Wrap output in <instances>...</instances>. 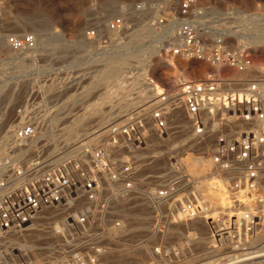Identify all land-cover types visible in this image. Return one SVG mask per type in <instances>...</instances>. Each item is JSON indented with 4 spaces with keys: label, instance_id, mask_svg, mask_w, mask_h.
Returning <instances> with one entry per match:
<instances>
[{
    "label": "built area",
    "instance_id": "1",
    "mask_svg": "<svg viewBox=\"0 0 264 264\" xmlns=\"http://www.w3.org/2000/svg\"><path fill=\"white\" fill-rule=\"evenodd\" d=\"M85 1L92 12L105 1L115 8L84 29L85 43L110 55L140 41L124 73L141 71L150 97L95 142L61 152L28 144L32 121L56 113L39 101L17 110L11 153L0 157V264H103L131 233L129 245L145 256L136 264H264V65L253 64L246 44L257 33L247 24L262 18L204 0ZM214 13H222L218 26ZM0 40V60L39 48L31 31L0 29ZM151 49L209 67L160 80L148 70ZM197 159L207 164L201 173L191 168ZM204 217L209 239L197 251V228L187 222Z\"/></svg>",
    "mask_w": 264,
    "mask_h": 264
},
{
    "label": "rangeland",
    "instance_id": "2",
    "mask_svg": "<svg viewBox=\"0 0 264 264\" xmlns=\"http://www.w3.org/2000/svg\"><path fill=\"white\" fill-rule=\"evenodd\" d=\"M125 1L129 3L133 0ZM216 1L204 0L203 4L217 11L254 13L263 19L247 24L249 33L257 32L248 41H254L256 37L264 35V0ZM100 8L101 6L92 12L85 0H8L6 6L0 8V29L32 32L31 28L24 24V21L29 20L41 34L36 53L19 54L5 51L0 60V145L2 146L0 157L11 153L7 151L12 129L22 121L19 120L17 110L22 109L30 101H39L42 110L56 113L57 116L64 115L66 118L63 121L73 122L78 120L79 116L92 115L95 111L108 116L123 113L120 110L130 108L135 101L148 93V89L140 82L141 71L124 73L126 65L124 63L129 59L140 57L142 50L139 46L140 41L137 45L116 48V53L110 55L94 54L92 43L89 45L85 43L86 39L82 34L84 29L92 24L93 18L101 17L108 12L104 11L103 7ZM112 11H115V8L109 10ZM236 37L243 39L241 35ZM0 46L2 47L1 40ZM248 46L253 64L264 65V43L257 44L258 49L255 51L252 50L251 44ZM149 54L153 56L150 62L152 67L148 70L155 73L156 70L159 71L157 65L159 57L155 55L154 49L149 50ZM103 57L106 58L101 60L102 65L98 60ZM167 66L172 68L173 64ZM224 72L233 77L240 76L234 70ZM200 74L201 71L197 69L188 75L197 77ZM163 77L161 75V80ZM32 122L36 125L37 133L34 139L28 142L31 147L42 145L45 153L51 151L54 144L60 143L59 138L39 135V132L43 131H62L58 130L59 125L57 127L54 125V123L58 124L59 120L43 118L34 119ZM97 126L90 125L80 133ZM207 222L208 219L205 217L187 222L189 226L198 227L195 230L197 251L203 250L209 239ZM137 225L145 226L146 221ZM136 236L137 233H131L130 236L128 234L125 237V240H120L119 245L104 257L103 264H136V258H145L140 247L129 245V241L134 240Z\"/></svg>",
    "mask_w": 264,
    "mask_h": 264
},
{
    "label": "bare ground",
    "instance_id": "3",
    "mask_svg": "<svg viewBox=\"0 0 264 264\" xmlns=\"http://www.w3.org/2000/svg\"><path fill=\"white\" fill-rule=\"evenodd\" d=\"M217 1H220L221 2V0H217ZM105 2H106V4L105 3L102 4L100 9H102V7H103L104 8V11L111 10L112 3H108V1H105ZM216 14H217V16L218 15L219 16L218 17H215ZM221 14L222 13H214V17L212 18V24L218 26L221 23H223L224 20H223V17H222ZM101 18H102V16L101 17L93 18V20L95 22H99L101 20ZM24 24L27 25V26H29L31 28L32 32L36 36L37 43H38L39 40H41V38H40V35L41 34L39 33V31L35 27H33L32 22L29 21V20L24 21ZM112 34L113 33H110L109 36H111ZM236 39H242V38L236 37ZM259 43H262V44L264 43V35L261 36V37H256V39L254 41L253 40L252 41H246V44H251V46H253V48H252L253 51H255V50L258 49L257 44H259ZM160 57L158 58V62H157V65L159 67V73H156V77H158V79H160V80H161V75H168V74L174 75L175 73H178L176 76H183V75L186 76L189 73L192 74L197 69H198V71H201L202 72L204 69H206V68L209 67L206 64H200V63H198V61H191V60L188 61V60H184L182 58L176 59V60L174 59V58H179V57H172V56H169V55H164V57H161V58ZM155 59H157V58H155ZM172 64H173L172 68L171 67L168 68L167 65H172ZM197 64H198V68H197ZM145 94L146 95L144 97H142L139 100L135 101V103L132 106H130V107H133V106L136 107V106H140V105H143L144 103H146L149 100L150 94L149 93H145ZM126 110H120V112L123 111V113H124ZM123 113H118L116 115H112V116L109 115L108 116V115H106L104 113H98V112L96 113V111H95L94 114H92V115H90V114L89 115H81V116H79L78 120L73 121V122L63 121V119L66 118L64 115L63 116H58V117L53 116V117H50V119L51 120L52 119L59 120V123L58 124H55L54 123V125L56 127L59 125V129L58 130H62V131H56V132L55 131H49V132L48 131H43L41 133L39 132V135H44V136L49 135L50 138H55V139H58L59 138V142L60 143H58V145L54 144V147H53V149L51 151H57V150H60L62 148L59 151V152H61L66 147H68L69 145L74 144V143H77V142H79L81 140H84V141H86L88 143L95 142V140L97 139V137L102 132V129L108 123L113 122V121H116L117 119H119L123 115ZM72 117L75 118L76 116H72ZM90 125L91 126L98 125V126L95 127V128H93V129H90L89 131L81 132L80 133V131L86 130L88 128V126H90ZM64 128H66V129H64ZM3 138H4V135H3ZM59 144H61V145H59ZM1 147L2 146L0 145V148ZM2 153H3V151H2ZM206 166H207V164L203 160H201V159H197L196 161L193 160V162L191 163V168L192 169H197V172H200V173L203 172L206 169ZM212 198H216L215 199V202L216 203H222L221 196L217 195L216 193L212 196ZM135 224H136V222H135ZM194 227H197V226L194 225ZM197 229H198V227H197Z\"/></svg>",
    "mask_w": 264,
    "mask_h": 264
}]
</instances>
